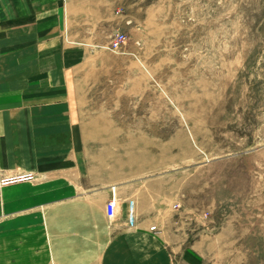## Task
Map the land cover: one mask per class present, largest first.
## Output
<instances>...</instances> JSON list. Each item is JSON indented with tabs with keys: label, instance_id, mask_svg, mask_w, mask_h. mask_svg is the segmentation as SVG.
Wrapping results in <instances>:
<instances>
[{
	"label": "rangeland",
	"instance_id": "1",
	"mask_svg": "<svg viewBox=\"0 0 264 264\" xmlns=\"http://www.w3.org/2000/svg\"><path fill=\"white\" fill-rule=\"evenodd\" d=\"M37 1L25 61L0 0V153L37 142L16 146L15 116L71 110L82 177L131 187L161 264H264V0Z\"/></svg>",
	"mask_w": 264,
	"mask_h": 264
},
{
	"label": "crops",
	"instance_id": "2",
	"mask_svg": "<svg viewBox=\"0 0 264 264\" xmlns=\"http://www.w3.org/2000/svg\"><path fill=\"white\" fill-rule=\"evenodd\" d=\"M8 5V40L30 61L33 40L44 38L39 31L45 27L39 23L48 20L49 7L33 0H9ZM72 114L70 110L68 118L37 119L24 117L27 114L12 120L16 146H24L31 133L37 142L30 153L13 148L0 153L10 173L33 175L32 180L10 185L23 192L18 203L10 197L7 214L0 212V264H161L166 246L138 206L135 225L128 222L131 187L82 177L84 142ZM112 187L120 207L111 220L106 204Z\"/></svg>",
	"mask_w": 264,
	"mask_h": 264
},
{
	"label": "built area",
	"instance_id": "3",
	"mask_svg": "<svg viewBox=\"0 0 264 264\" xmlns=\"http://www.w3.org/2000/svg\"><path fill=\"white\" fill-rule=\"evenodd\" d=\"M125 41V35L124 34H118L117 37L115 38L113 42V47L117 48ZM33 176L31 174H24V175H12V176H6L2 174L0 170V190L11 184V183H16L19 181H27V180H32ZM120 205V200L116 195L115 187H112V196L111 198L107 201L106 204V210H107V215L109 219H115L118 215V209ZM127 216H128V222L130 226H134L136 221H137V211H136V204L135 201L130 200L128 203V211H127ZM152 231H156V226H153L151 228Z\"/></svg>",
	"mask_w": 264,
	"mask_h": 264
}]
</instances>
